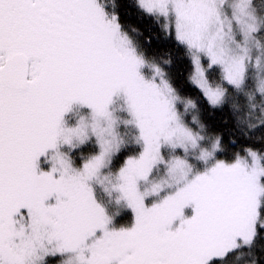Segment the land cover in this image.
Wrapping results in <instances>:
<instances>
[{
  "label": "snow or ice",
  "instance_id": "1",
  "mask_svg": "<svg viewBox=\"0 0 264 264\" xmlns=\"http://www.w3.org/2000/svg\"><path fill=\"white\" fill-rule=\"evenodd\" d=\"M0 264H264V0H0Z\"/></svg>",
  "mask_w": 264,
  "mask_h": 264
},
{
  "label": "trees",
  "instance_id": "2",
  "mask_svg": "<svg viewBox=\"0 0 264 264\" xmlns=\"http://www.w3.org/2000/svg\"><path fill=\"white\" fill-rule=\"evenodd\" d=\"M149 36H151V33H148V32H145V35L143 36V37H141V40L143 41V40H146ZM152 44L151 45H149V44H145V47H147V48H149V50H152V49H154L156 46H157V44H158V41H156V39H155V37H152ZM127 219L128 218H125V221H127ZM124 221V222H125Z\"/></svg>",
  "mask_w": 264,
  "mask_h": 264
},
{
  "label": "rangeland",
  "instance_id": "3",
  "mask_svg": "<svg viewBox=\"0 0 264 264\" xmlns=\"http://www.w3.org/2000/svg\"><path fill=\"white\" fill-rule=\"evenodd\" d=\"M125 222H127V221H125Z\"/></svg>",
  "mask_w": 264,
  "mask_h": 264
}]
</instances>
